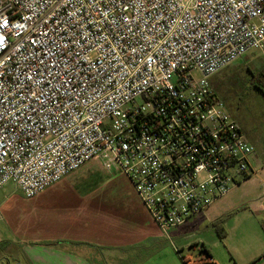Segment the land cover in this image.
Here are the masks:
<instances>
[{
	"label": "built area",
	"instance_id": "1",
	"mask_svg": "<svg viewBox=\"0 0 264 264\" xmlns=\"http://www.w3.org/2000/svg\"><path fill=\"white\" fill-rule=\"evenodd\" d=\"M250 53L264 0H0V188L96 161L160 230L186 224L256 173L211 85Z\"/></svg>",
	"mask_w": 264,
	"mask_h": 264
},
{
	"label": "crops",
	"instance_id": "2",
	"mask_svg": "<svg viewBox=\"0 0 264 264\" xmlns=\"http://www.w3.org/2000/svg\"><path fill=\"white\" fill-rule=\"evenodd\" d=\"M234 120L255 149L252 167L256 173L207 212L163 232L151 220L128 181L104 191L87 186L86 179L95 171L105 173L97 162L98 166L89 170L91 177L78 174V169L33 199H26L14 183L1 187L10 186V194L20 193L25 202L20 208V219L13 214L12 225H0V249H6L0 250L5 255L0 259L6 264H184L183 257L175 253L179 248L173 245L174 239L182 241L189 232L209 226L205 224L232 209L262 213L264 126L250 133L242 121ZM112 183L110 180L107 185ZM10 194L0 199V222L5 219L2 207L8 204ZM202 246L217 264L209 248L204 243ZM234 249L229 264H264V242H240Z\"/></svg>",
	"mask_w": 264,
	"mask_h": 264
},
{
	"label": "rangeland",
	"instance_id": "3",
	"mask_svg": "<svg viewBox=\"0 0 264 264\" xmlns=\"http://www.w3.org/2000/svg\"><path fill=\"white\" fill-rule=\"evenodd\" d=\"M263 70L264 55L250 53L211 79L213 89L219 98L225 102L228 112L233 118L242 121L244 129L250 133L259 131L260 127L263 128L262 126H264V122H262L264 115V76L252 78V74L253 76L254 74L259 75ZM96 166H98V163L92 161L80 168L77 173L91 177L89 170L95 169ZM93 174L90 179H86V184L93 189H99V191L119 187L121 181L125 180L131 185L130 181L118 172L107 175L95 171ZM110 180L114 183L107 185ZM10 193V186L0 189V199L4 194ZM9 198L8 204L2 207V214L5 219L0 222V225H12L10 217L13 214L16 219H20V208L25 202L24 197L20 193H15L10 194ZM262 213H251L243 209L240 211L229 210L224 216L222 215V218L205 224L209 226H203L199 230L189 232L182 241L174 239L173 245L177 249L179 248V251H175V253L186 258V260H192L199 255L205 256L201 253L203 251L202 244L204 243L213 254L217 264H229L230 253L235 252L234 248L240 242L242 244H260L264 242ZM222 229L225 230L227 235L225 239L220 236ZM0 250L6 249L2 247ZM2 254L4 253H0V258L5 256ZM6 263L8 262L0 259V264Z\"/></svg>",
	"mask_w": 264,
	"mask_h": 264
},
{
	"label": "trees",
	"instance_id": "4",
	"mask_svg": "<svg viewBox=\"0 0 264 264\" xmlns=\"http://www.w3.org/2000/svg\"><path fill=\"white\" fill-rule=\"evenodd\" d=\"M263 72H264V70H263L262 72H260L262 77L264 76V73H263ZM215 226H216V225H215ZM217 229H218V228H217ZM218 230H219V229H218ZM220 236H221L222 238H224V237L226 236V232H225L224 229L221 230V232H220ZM201 253L205 255L204 258H202V261H196L195 264H196V263H199V262H203L202 264H215V263H213V262L208 263V260H213V258H212V256H211L206 250H203ZM182 261H183L184 264H189V261H190V260H186L185 258H182Z\"/></svg>",
	"mask_w": 264,
	"mask_h": 264
},
{
	"label": "flooded vegetation",
	"instance_id": "5",
	"mask_svg": "<svg viewBox=\"0 0 264 264\" xmlns=\"http://www.w3.org/2000/svg\"><path fill=\"white\" fill-rule=\"evenodd\" d=\"M259 76H261V73H259V75L258 74H254V76H253V74H252V78H254V77H259ZM262 77V76H261Z\"/></svg>",
	"mask_w": 264,
	"mask_h": 264
},
{
	"label": "water",
	"instance_id": "6",
	"mask_svg": "<svg viewBox=\"0 0 264 264\" xmlns=\"http://www.w3.org/2000/svg\"><path fill=\"white\" fill-rule=\"evenodd\" d=\"M16 264H18V263H16Z\"/></svg>",
	"mask_w": 264,
	"mask_h": 264
}]
</instances>
